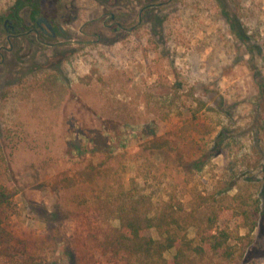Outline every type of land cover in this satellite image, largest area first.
<instances>
[{
	"label": "rangeland",
	"instance_id": "1",
	"mask_svg": "<svg viewBox=\"0 0 264 264\" xmlns=\"http://www.w3.org/2000/svg\"><path fill=\"white\" fill-rule=\"evenodd\" d=\"M27 16L52 23L56 36L7 41L0 28V138L19 188L16 235L49 264H76L81 208L114 180L127 186L136 169L141 178L180 172L203 153L198 184L234 163L260 175L243 264H264V0H0V21ZM118 116L144 141L171 144L144 162L138 149L108 156L103 141L98 150L84 143L79 124L88 131ZM218 133L222 148L211 150ZM99 168L111 175L91 179Z\"/></svg>",
	"mask_w": 264,
	"mask_h": 264
},
{
	"label": "trees",
	"instance_id": "2",
	"mask_svg": "<svg viewBox=\"0 0 264 264\" xmlns=\"http://www.w3.org/2000/svg\"><path fill=\"white\" fill-rule=\"evenodd\" d=\"M121 119L102 120L88 131L79 124L82 140L94 150H98V141H103V151L108 156L111 152L126 156L138 149L134 156L144 162L153 158V150L160 152L171 144H161L153 135L144 141L143 135L134 131V122L121 123ZM220 134L212 141L211 150L222 148ZM4 147L0 138V264H49L14 231L19 188ZM82 148L80 144L75 150ZM219 153L220 150L214 155ZM206 159L207 154H199L191 169L189 164L167 175H152L145 170L141 178L136 169L127 186L125 176L114 180L117 184L108 185V191L103 190L79 212L77 228L72 230L76 264H243L261 211L259 194L252 193V185L261 182V177L239 170L234 163L212 169L208 183L198 184L196 175L206 165ZM96 163L99 167L106 164L99 158ZM109 174L102 168L90 172L94 180V176L106 180ZM176 179L184 184L174 185ZM112 221L118 224L114 226ZM150 230L157 238L148 235ZM171 251L174 254L167 258Z\"/></svg>",
	"mask_w": 264,
	"mask_h": 264
},
{
	"label": "flooded vegetation",
	"instance_id": "3",
	"mask_svg": "<svg viewBox=\"0 0 264 264\" xmlns=\"http://www.w3.org/2000/svg\"><path fill=\"white\" fill-rule=\"evenodd\" d=\"M141 13H142V10H141ZM109 17H110V20H112L111 26H113V28H116V29L120 28V26L118 25L115 26L116 22L113 21L114 17L112 16H109ZM27 18L28 16L24 20L17 19L18 21L16 20L15 22L10 20L9 18H6L4 21H0V28L7 34V38H6L7 41H10L12 40V38H15V37L29 36L31 34H34L35 40L40 43L42 42L41 38H43L45 34L46 36L55 38L56 34L53 31L54 29H53L52 23L50 24L44 20H36L32 22L31 20H28ZM33 23L35 27H31ZM42 23L46 25L47 31H45L44 25L42 26ZM104 24L106 23L104 22ZM86 43H90V42H82V44H86ZM54 45H59V44L55 43ZM10 49H11V46L8 50ZM0 50H2V47Z\"/></svg>",
	"mask_w": 264,
	"mask_h": 264
}]
</instances>
